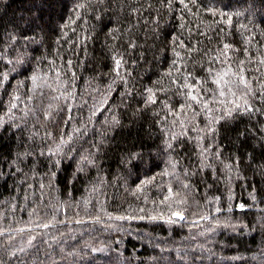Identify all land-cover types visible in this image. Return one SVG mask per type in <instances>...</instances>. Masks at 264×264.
Listing matches in <instances>:
<instances>
[{"label":"trees","instance_id":"obj_1","mask_svg":"<svg viewBox=\"0 0 264 264\" xmlns=\"http://www.w3.org/2000/svg\"><path fill=\"white\" fill-rule=\"evenodd\" d=\"M0 264H264V0H0Z\"/></svg>","mask_w":264,"mask_h":264},{"label":"water","instance_id":"obj_2","mask_svg":"<svg viewBox=\"0 0 264 264\" xmlns=\"http://www.w3.org/2000/svg\"><path fill=\"white\" fill-rule=\"evenodd\" d=\"M176 215L178 216L179 214H176ZM179 216H180V215H179ZM182 216H183V215H182ZM182 216H181V217H182Z\"/></svg>","mask_w":264,"mask_h":264},{"label":"rangeland","instance_id":"obj_3","mask_svg":"<svg viewBox=\"0 0 264 264\" xmlns=\"http://www.w3.org/2000/svg\"><path fill=\"white\" fill-rule=\"evenodd\" d=\"M180 216H182V214H179Z\"/></svg>","mask_w":264,"mask_h":264},{"label":"bare ground","instance_id":"obj_4","mask_svg":"<svg viewBox=\"0 0 264 264\" xmlns=\"http://www.w3.org/2000/svg\"><path fill=\"white\" fill-rule=\"evenodd\" d=\"M222 68V67H221ZM13 96V95H12ZM231 98V97H230ZM60 254V253H59Z\"/></svg>","mask_w":264,"mask_h":264}]
</instances>
